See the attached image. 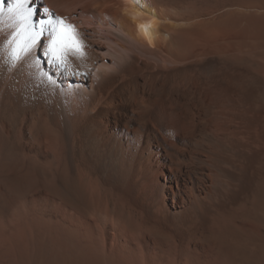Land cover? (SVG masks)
I'll return each mask as SVG.
<instances>
[{
  "label": "bare ground",
  "instance_id": "1",
  "mask_svg": "<svg viewBox=\"0 0 264 264\" xmlns=\"http://www.w3.org/2000/svg\"><path fill=\"white\" fill-rule=\"evenodd\" d=\"M14 4L0 264H264V0H31L75 26L66 69L47 31L10 62Z\"/></svg>",
  "mask_w": 264,
  "mask_h": 264
},
{
  "label": "snow or ice",
  "instance_id": "2",
  "mask_svg": "<svg viewBox=\"0 0 264 264\" xmlns=\"http://www.w3.org/2000/svg\"><path fill=\"white\" fill-rule=\"evenodd\" d=\"M6 0H0L3 5ZM31 0H15L13 11L21 20L20 30L13 37L14 47L9 53L10 62L16 65L31 52L36 43V38L40 37L47 31L50 34L47 50L42 52V56L47 57L53 66L66 69L68 66L69 56L83 54V44L78 37L75 26L67 24L63 18L44 20L39 19V9H33L28 5ZM43 11L48 13V9ZM2 12V8H0ZM37 19L33 21V16ZM47 62V61H46ZM49 83L55 84L54 80L47 78Z\"/></svg>",
  "mask_w": 264,
  "mask_h": 264
},
{
  "label": "rangeland",
  "instance_id": "3",
  "mask_svg": "<svg viewBox=\"0 0 264 264\" xmlns=\"http://www.w3.org/2000/svg\"><path fill=\"white\" fill-rule=\"evenodd\" d=\"M103 52H106V49H105V51H103Z\"/></svg>",
  "mask_w": 264,
  "mask_h": 264
}]
</instances>
